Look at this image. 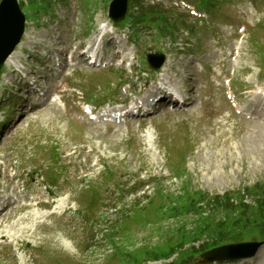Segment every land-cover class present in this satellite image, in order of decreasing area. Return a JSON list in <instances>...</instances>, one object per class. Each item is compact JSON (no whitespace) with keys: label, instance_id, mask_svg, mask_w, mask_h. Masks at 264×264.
Listing matches in <instances>:
<instances>
[{"label":"rangeland","instance_id":"374dc122","mask_svg":"<svg viewBox=\"0 0 264 264\" xmlns=\"http://www.w3.org/2000/svg\"><path fill=\"white\" fill-rule=\"evenodd\" d=\"M23 1L21 3L25 11L26 5L31 4V0ZM79 1L77 11L75 7L69 11L70 5L65 6L61 1L51 0L49 5L51 11H48L45 15L42 14V17H38L33 26H30V28L32 27L30 29L32 34L30 40L40 42L44 32H46V35L51 34L52 24H54L55 29L65 36L63 24L55 22L57 18H60L59 16H64L67 20L70 17V19L77 21L80 34L91 33L90 29H94L98 23L108 21L107 2L83 0L85 6L83 8L79 5ZM143 1L139 0L132 7V13L136 20L146 19L145 21L149 23V27H137L138 37L133 36L136 39L138 38L140 50L142 52L164 51L169 54V59H174L175 67L176 65L186 64L183 69L188 70L191 68L190 57H184V55L177 52L176 44H172L173 41L169 36V32L164 28L168 18L167 20L161 18L159 11L160 14L166 16L165 8L147 6L139 10L138 4L141 3L140 5L143 7L149 5ZM217 1L219 3L217 7L220 11H215L216 17L213 22V25L217 28L221 22H226L222 19L226 13L232 14V18L236 17L233 18L236 22H241L243 16L250 15L248 14L247 0H232V2L227 0L226 3L222 0ZM90 2L92 3L91 19L86 15V9L90 7ZM256 2L259 11L263 13V19L264 0H256ZM178 12L184 11L178 10ZM177 32H179V29ZM216 32L219 34L218 31ZM180 34L177 33V36H179L176 42L181 41ZM225 36L226 34L222 35L223 42L229 40V43H224L230 44L231 40ZM121 39L122 42H125L124 37H121ZM214 39L211 38V35L204 34L202 38L204 49L210 50ZM249 40L246 47L241 50V52L245 50L246 53V66L249 67L253 64L260 66L258 62L262 64V60L260 61L257 51L253 49L254 47H250ZM260 47L263 48L264 55V40ZM195 52L199 54L201 51L195 49ZM198 57L203 58L204 55L201 53ZM204 58L208 60L206 57ZM239 59L242 62L244 61L242 57ZM4 73H8L7 70ZM190 73L192 72L190 71ZM80 74L82 77L88 78V73L83 72ZM244 74L239 72L236 82H245L250 77V69H247L246 78H243ZM120 75V69H114L107 73L106 77L116 81ZM194 78L196 85L200 82L199 78L202 77L195 76ZM1 79L3 83L8 84L10 87L12 77L9 74H4ZM260 80L263 84L264 75H261ZM187 81L191 82L190 80ZM92 86L93 84L88 85V87ZM237 86L240 87V85ZM191 88L193 92L197 89V87H194V83ZM197 94L199 95L200 92H197ZM214 96L218 97L222 107L217 106V101L213 100ZM207 98V103L198 106V110L192 115H163L149 120L147 124L153 127L156 134H158L157 141L152 148L144 146L143 142L146 135L141 129V123L136 121L123 125H108L99 129L84 123L79 113L75 111L65 113L62 112L63 110L49 104L28 113L27 110L21 109L20 113L25 111V114L21 116L14 133H10L11 138H3L0 143V158L4 157L5 165L11 166L13 163L10 156L15 157L17 155V165L20 168L25 169L27 172L30 169H36L47 179L46 174L49 169L57 171L54 172L53 177L55 178H52V183H55L52 190L56 197L60 196L64 200L68 199L66 202L68 207L71 208L64 216L59 218V222H56V217H50L48 221L51 224L37 230L39 232L34 239L30 238L37 241L43 236L55 235L51 240L46 239L48 244H41L39 250H34L35 264H48V261L52 264H66L68 262V264H77L75 262H78V264H116L114 259L118 256L121 257L118 264H137L140 262L138 261L140 259L138 256L140 253L139 247L153 248L154 245L161 244V241L170 240L171 237H174L175 231L171 234V230L175 229L177 225L181 226V222L185 226L186 217L178 215V224L174 223L172 218L159 217V219L156 217L153 219L154 223L145 226V216L143 214L147 212L145 207L148 206V199L139 198L141 194H138L136 198V196L128 197L124 193L125 188L130 186L129 183H132L134 179L137 182L143 179L149 187L145 191V195L148 197L150 195L156 196L155 205L164 203L163 208L167 203L169 206H174V198L181 196V187L210 196L228 193L234 197L233 200L237 199V201H240L243 196H236V194L238 192L244 194L242 200L247 203V205L245 204L244 217L239 218L238 213L234 215L229 213L230 220L234 221L235 228L241 226L238 232H233L231 236L237 241H264V222L257 225L264 220V129L246 123L239 128L241 129L239 132L234 130V137H232L234 134L230 136L223 131H217V128L210 133L211 126L205 124V117L208 116L210 121L215 122L214 116L226 109L227 106L223 104L222 94L218 90H209ZM75 99L71 93L63 98L67 109L73 107ZM34 103L39 104L36 101ZM14 104L12 110L15 109L16 104L21 105V102L15 100ZM12 113L7 112L3 106L0 108V116ZM51 147L57 148L55 151L58 155L56 160L52 159L54 154L50 149ZM192 149L197 152H191ZM73 152L75 154L71 155ZM185 152L186 156L182 157ZM80 164L87 165L85 168L88 175L86 181L80 179L85 171ZM45 168L49 169L46 170ZM0 169L2 170V166H0ZM44 183L49 182L44 179ZM253 185H261L259 196L251 194L255 190ZM40 188L43 190L42 187ZM163 197L166 199L163 200ZM89 198L91 203H88ZM129 200H132V202ZM116 205H118L119 213L129 211L133 207L144 210L141 211L143 212L141 214V212L133 209L130 215L125 216L122 221L116 223L118 222V212L112 211L114 207L117 208ZM248 205L251 206L250 212ZM257 207L258 210H256ZM21 211V209L16 208L10 213L8 220V222L11 220L13 222L18 219L10 225L13 230L16 225L28 220V222L25 221L26 224L20 226L18 232L28 231L27 233H29V230L31 231L35 224L40 223L46 217L44 213H38L36 209L26 212L24 215H22L24 212ZM153 213L160 216L157 210ZM236 217L241 222L237 221ZM251 218H256L259 222L256 223ZM6 221L7 215L0 220V228ZM112 222L113 225L116 223V228L112 226ZM121 222L124 223L122 227ZM242 227H246V229H242ZM49 228L51 229L49 230ZM188 229L185 226V230ZM112 230L114 231L112 232ZM246 231L251 233H246ZM15 233L13 231L12 234ZM15 236L18 235L15 234ZM62 238L72 239L70 241L72 248L63 247L60 240H58L61 239L62 241ZM30 239L19 240V244L26 245L28 241H31ZM121 241L122 243H120ZM39 242L41 241L39 240ZM207 242L208 239H203L190 245L198 252L197 248L202 243ZM111 243H113V247ZM87 247H92L93 251L88 250ZM184 248L186 251L190 249L188 246ZM202 251L204 250L198 253ZM85 253L89 255L87 256ZM198 253L191 255L192 257L186 263H183L196 264L194 258ZM152 256L148 255L144 264H170L174 258L155 262L151 259ZM228 264H264V245L254 257L241 259L237 263L229 262Z\"/></svg>","mask_w":264,"mask_h":264},{"label":"water","instance_id":"95a60500","mask_svg":"<svg viewBox=\"0 0 264 264\" xmlns=\"http://www.w3.org/2000/svg\"><path fill=\"white\" fill-rule=\"evenodd\" d=\"M125 1L120 0L122 13L125 10ZM24 18L20 14L16 0H2L0 4V66L5 58L12 52L15 45L18 43L23 32ZM261 244H239L230 245L214 249L202 255L205 262L225 261L238 258L240 256H253ZM246 253L236 255L244 251Z\"/></svg>","mask_w":264,"mask_h":264},{"label":"trees","instance_id":"16d2710c","mask_svg":"<svg viewBox=\"0 0 264 264\" xmlns=\"http://www.w3.org/2000/svg\"><path fill=\"white\" fill-rule=\"evenodd\" d=\"M237 213H239V218L244 217L245 209L243 207H241L237 210ZM239 218H237V221L241 222L239 220ZM239 228H241L240 225L238 228H235L234 221H232V220H226V221H222L219 223H215V220L212 219V220L206 222L205 224L201 223L198 226L196 236H200L202 234L208 233V234L216 235L217 239L220 240L222 238V236H225L228 232L231 235L233 232H235ZM242 229H244V228L242 227ZM188 237L191 238V236H189V235H188ZM217 239H215L213 246L217 245V243L219 242ZM179 240H181V238H176L174 241L171 242L170 245H172V246H170V247L168 246L167 248L160 247L157 249H153L152 251H150V253L156 259L159 257H161V258L167 257L168 254L169 255L171 254L172 249L174 247H177L180 245ZM183 240H181V241H183Z\"/></svg>","mask_w":264,"mask_h":264},{"label":"bare ground","instance_id":"6f19581e","mask_svg":"<svg viewBox=\"0 0 264 264\" xmlns=\"http://www.w3.org/2000/svg\"><path fill=\"white\" fill-rule=\"evenodd\" d=\"M26 36H28L27 33H26ZM23 45H25V42L23 43ZM23 45H21V46H23ZM15 54H16V53L12 54V56L7 60L5 66H9L10 62L14 60L13 57L15 56ZM12 59H13V60H12ZM0 201H2V199H0ZM62 208H63V207H62ZM8 212H9V207L6 208L4 211H2V212L0 213V220H1L3 217L5 218V215H7ZM37 212L40 213L39 211H37ZM44 214L47 216L48 213H44ZM38 217H39V216H38ZM45 218H46V217H45ZM45 218H43V219H45ZM41 222L43 223V221H41ZM41 222L38 223V224H42ZM0 225H1V224H0ZM34 228H35V225L33 226L32 230H31V233H34V232H35V231H34ZM6 238H7V236L4 235V234L2 233V231H0V239L5 240Z\"/></svg>","mask_w":264,"mask_h":264}]
</instances>
